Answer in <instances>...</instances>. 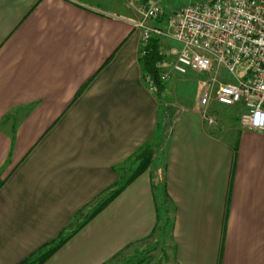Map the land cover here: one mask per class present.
Masks as SVG:
<instances>
[{"label": "crops", "instance_id": "obj_1", "mask_svg": "<svg viewBox=\"0 0 264 264\" xmlns=\"http://www.w3.org/2000/svg\"><path fill=\"white\" fill-rule=\"evenodd\" d=\"M141 19L129 0H0V264H125L146 242L170 264H264V131L239 106L209 123L198 98L168 105ZM220 108L238 111L222 132Z\"/></svg>", "mask_w": 264, "mask_h": 264}, {"label": "built area", "instance_id": "obj_2", "mask_svg": "<svg viewBox=\"0 0 264 264\" xmlns=\"http://www.w3.org/2000/svg\"><path fill=\"white\" fill-rule=\"evenodd\" d=\"M129 1L142 16L136 23L142 31L141 56L154 37L169 36L181 43L169 51L170 70L159 64L163 81L189 70L215 75L225 71L229 80L216 84L213 76V82L204 83L200 113L214 123L213 101L239 106L242 126L264 131V0H190L167 14L164 26L157 23L164 14L163 0ZM146 80L156 89L150 76Z\"/></svg>", "mask_w": 264, "mask_h": 264}, {"label": "rangeland", "instance_id": "obj_3", "mask_svg": "<svg viewBox=\"0 0 264 264\" xmlns=\"http://www.w3.org/2000/svg\"><path fill=\"white\" fill-rule=\"evenodd\" d=\"M167 1H172L173 4L172 9L169 10L170 13L174 8H179L180 6L189 3L190 0H167ZM167 1L166 0L163 1V5ZM169 13H165L162 16L166 18L167 14ZM160 22L157 21V23ZM180 47H181V43L172 38L169 41H167L165 44L161 43V50L166 54L164 60L162 61L166 69L170 70L172 65V59L169 54L170 49L180 48ZM226 74L227 73L225 71H220L217 75H215L213 71L206 74H200L192 70H189L186 74H180V73L174 74L171 77V79L168 82H166V85L170 87V93L169 96L167 97V99H169L168 105L173 106L182 98L196 101L197 98L199 99L200 97L201 89L204 86L205 82L207 81L213 82L212 80L213 76H217V80L215 81L216 84L225 82L228 79V76H226ZM196 77L201 78V80L203 81L198 82ZM217 116L218 119L216 123V129L222 132L223 127L228 128L229 125H232L235 120H238V111L234 109L220 108V111L217 114ZM161 133H162L161 138L158 137L154 143L149 145L151 149L153 147L152 149L153 152L161 150L162 146L164 145L165 138L167 137V135H165L166 131L161 130ZM168 209H169L168 210L169 216L167 217L166 227L169 230L171 226V215H170L171 211H170V207ZM169 254H170L169 250L164 244L146 242L143 246V249L141 251H138L137 255H135L134 257L129 258L125 262V264H132L138 261L139 259H143V258L145 259L148 258L152 264H170L169 262L171 261L169 259Z\"/></svg>", "mask_w": 264, "mask_h": 264}, {"label": "trees", "instance_id": "obj_4", "mask_svg": "<svg viewBox=\"0 0 264 264\" xmlns=\"http://www.w3.org/2000/svg\"><path fill=\"white\" fill-rule=\"evenodd\" d=\"M160 22V21H159ZM146 53L141 56L143 65H144V70H145V75L150 76L155 84V87L157 89V92L161 93L165 89V81L162 80L161 78V69L159 67V64L164 60L165 54L161 50V38L159 37H154L152 38L149 43L147 44L146 48ZM153 157V151L151 148H146L143 152H141L138 155V158L141 160L138 168L136 169V172L134 175L131 177V179L140 173H142L144 170H146ZM123 186H120L118 189L114 190L109 197L102 202L93 212L95 214L98 212L101 208H103L107 202L112 199L121 189ZM66 240L65 238H61V240L58 241V243L52 247L48 252L43 254L40 257V261L48 257L51 253H53L62 243Z\"/></svg>", "mask_w": 264, "mask_h": 264}]
</instances>
